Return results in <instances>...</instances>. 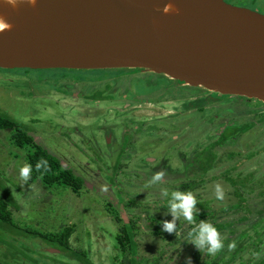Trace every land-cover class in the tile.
Listing matches in <instances>:
<instances>
[{
  "label": "water",
  "instance_id": "water-1",
  "mask_svg": "<svg viewBox=\"0 0 264 264\" xmlns=\"http://www.w3.org/2000/svg\"><path fill=\"white\" fill-rule=\"evenodd\" d=\"M0 16L1 69H138L264 103V14L227 0H0Z\"/></svg>",
  "mask_w": 264,
  "mask_h": 264
},
{
  "label": "rangeland",
  "instance_id": "rangeland-1",
  "mask_svg": "<svg viewBox=\"0 0 264 264\" xmlns=\"http://www.w3.org/2000/svg\"><path fill=\"white\" fill-rule=\"evenodd\" d=\"M228 3L253 9L264 14V0H228ZM101 74V71L77 70H67L66 72L49 70L42 71L41 73H27L23 70H0V103L6 107L8 115L11 118L25 125V129L32 128L40 130L41 132L37 134L38 137H41L43 141H45L48 147L54 151L52 153L56 155L61 162L64 160L67 161V166L77 172L76 174H80L82 177L86 175V178H83H85L88 188L81 190V196L75 195L70 188H65L63 191L49 190L40 180L34 183L29 181L25 183L19 175V169L27 164L26 151L24 150L17 151L13 148H7V150L0 151V166L4 172H6L9 177H13L18 184L20 192H17V194L19 193L18 198L23 203V209L27 210L35 205L32 210L37 214L36 219H41L45 223L44 227L40 226L41 229L44 231L59 230L61 221H57L56 218L68 223L77 224L76 232L72 237V241L75 242V247L80 250L88 249L91 259H93L94 262L109 264L108 258L116 254V250L114 249L115 242L112 235L106 236L103 234L101 227L106 226L107 222H110L112 218L105 209L107 200L100 197L98 190L94 188L107 193L109 196H114L115 199V197L120 194L119 191L116 190V187L120 185L119 188L123 191L124 196H118L116 199L118 201H122V198L133 199V196L137 195L135 196V206L138 205L137 202L142 201L147 203L149 200L153 201L154 198L155 200L153 202H155L156 196H146V190L142 188L145 186V183H139L141 181H134L133 189L131 185H126L129 176L133 175L132 172L138 173L143 171L140 170L142 164L135 163L132 166L133 170H122V174L119 175V173H121L119 170L122 156H119L118 153H109L107 149L103 148V135H99L98 137H101V141L98 140L99 143L90 148L94 151L92 153H86V151L81 153H69L63 149L55 151V147L53 146L54 140L58 141L60 139L57 135H62L66 128L75 126L73 114L76 113L77 107H69V101L58 99L61 102L66 101L64 105H59L47 93L53 89V86L55 88L61 86L63 76L75 81H90L95 79L98 80ZM104 74L115 75L116 72L104 71ZM155 78L156 77L152 76L150 81L145 78L140 79L134 82V86L140 83L136 86V90L142 91L146 88L149 90L152 86H155L156 83L166 84V80L163 77L157 78L156 80ZM146 81L147 83H145ZM66 98L68 97H65V99ZM67 100L71 102L74 101V104H78L77 101L71 98ZM259 102L247 101L244 98L229 99L225 104L217 105L219 107L218 109L211 110L207 118L202 119L199 117L196 120V126L191 125L195 117H192V119L184 124L185 128L188 126L190 135L192 132V134H198L201 139L205 136L204 140L216 141L221 138L220 136L223 135L225 126L228 124H241L245 121H252L255 123L254 127H250V129L243 133L242 136H239L237 140L228 138L223 147L216 150L217 158L215 160L222 157L223 161L216 164L215 170L212 169L211 172L213 173L209 172L207 178L212 175H221L235 165L238 166L234 174L239 172L248 174L253 171L255 172L254 175L258 172V175L261 174L264 177V163H262L264 162V153H260L258 150L264 148V103ZM168 106L174 111V105ZM90 109L91 113L89 115L91 116V114H94V109L92 107ZM250 112L254 113L250 114ZM89 124L90 123L86 124V126ZM233 130L234 129L231 131ZM60 132H62V134H60ZM9 135L10 131L7 130L4 132L3 141L2 139L0 140V145L6 147L8 143H13ZM50 135H55V137L52 139ZM164 149L165 147L160 148L158 152H152L150 154L165 155V153H163ZM249 152L250 154L253 153V158L247 160V163L246 161L243 162ZM174 161L178 163L176 160ZM174 166L178 168L179 163L174 164ZM234 177L237 176L234 175ZM255 178L257 179V177ZM217 184L223 189L224 199L231 201L233 204L238 202L233 194L235 188L222 180H213L209 183L207 194L216 196L215 188ZM148 186L155 187L151 185ZM111 187H113V189H111ZM159 187H162V185ZM154 192V194L160 193L158 190ZM255 195L256 192L251 196V203L243 209H228L226 214H222L221 217H219L221 218L219 219L221 223L226 221H237L234 228L237 235H239V233H246V237L243 239L240 238L236 245L238 249L247 248L244 251L245 260L251 256V254L247 252L254 248L253 245H259V254L257 258L264 256V199L261 200L257 196L254 198ZM162 198H166V196L163 195ZM59 199L60 202H58ZM55 201L57 202L56 212L51 213V210L54 211L51 206L55 207ZM141 205L144 206L142 203ZM223 206H226L225 203L222 207ZM95 211L99 212L98 216L94 215ZM139 211L141 210L136 209L128 212L127 218L131 217L132 220L137 221L141 228L139 240L142 244L140 248V253L142 255L156 256L163 250L162 248L167 246L164 264H180L183 258V251L186 255L191 253V250L195 249L191 242H188V244L184 246L176 245L175 247H171L167 245L168 243L166 240L159 235L161 234L160 232L163 231L161 227L163 222L171 221L170 217L168 219L165 218V213L158 212L155 214L154 211H152V213ZM247 213H249L248 216H246ZM48 216L50 217L48 218ZM150 216L152 218H150ZM136 217H138V219ZM148 224L152 225V227H149ZM156 225H159V227L156 228ZM189 225H191L190 222L185 224L184 227L180 228L178 231L189 227ZM230 230L231 228L219 231L223 242L226 241L227 238L232 240L236 237V235L231 234ZM88 232H90V235H87ZM81 245H83V247ZM204 251L203 256L207 258L209 253L206 250ZM217 253L218 252L211 253V255H216Z\"/></svg>",
  "mask_w": 264,
  "mask_h": 264
},
{
  "label": "flooded vegetation",
  "instance_id": "flooded-vegetation-1",
  "mask_svg": "<svg viewBox=\"0 0 264 264\" xmlns=\"http://www.w3.org/2000/svg\"><path fill=\"white\" fill-rule=\"evenodd\" d=\"M23 71L27 73L37 72L35 70ZM107 71H115L116 74L105 75L103 72L98 80L95 79L90 81H75L63 76L61 86L58 88L53 86V89L47 92L59 105H64V102L69 101V107H77L76 113L73 114L75 126H70L66 128L64 134L60 132L62 135H57L60 139L58 141L54 140L53 146L55 147V151L63 149L69 153H81L83 151L92 153L94 151L90 148L98 144L99 141H101V137L98 136L103 135V148L107 149L109 153H118L120 154L119 156H122L120 169L123 167L127 170H133L132 166L135 163L142 164L140 170L143 171L138 173L132 172L133 175H131L129 181L126 182V184L132 186V189L134 188V181H141L139 183H145L144 185H162L163 189L167 186V188H172L173 190L175 189V185L192 182L201 177L212 181L216 176L212 175L208 178L206 177L209 172L215 168L214 165H211V159L214 153H216V150L223 147L225 142L223 145L211 146V143L217 142L218 140L207 141L204 140L205 136L201 139L198 134H192V132L190 135L188 126L185 128L184 124L192 119V117H195L191 125L196 126V120L199 117L202 119L207 118L211 110L219 108L217 105L225 104L229 99L244 97L222 96L197 88L187 87L181 82H173L167 80L163 76L147 73L144 70L126 69ZM152 76L156 77L155 80L163 77L166 80V84L157 83L149 90H147V88L142 91L136 90V86L140 83L134 86V82L143 78L150 81ZM145 83H147V81ZM165 85L169 86V88L167 89ZM155 87L158 88L155 89ZM65 97L77 101L78 104H74V101L71 102L67 100L68 98L65 99ZM58 99L66 101L61 102ZM209 99L212 101L210 102ZM244 99L247 101L259 102L256 99ZM202 104L205 105V115H202L200 111V106H202ZM168 105H174V111L171 110ZM91 107L94 109V114L90 116ZM253 113L254 112H250V114ZM88 123L90 124L86 126ZM240 125H252L251 127H254L255 123L252 121H245L241 124H228L225 126L224 133L227 131L228 126L237 127ZM249 129L250 128H248V130ZM7 130L10 131V133L12 132L10 129L0 128V140L4 137V132ZM26 130L28 134L33 137L35 142L46 147L49 152H54L41 137H38L37 134L41 132L40 130L32 128H27ZM246 131L229 139L237 140L239 136H242ZM54 137L55 135H50V138L53 139ZM28 147L30 146L27 145L24 149H21L14 143H8L6 147L0 145V151L7 150V148H13L17 151H28ZM163 147H165L163 150L165 155L150 154L152 152H158V150ZM207 147H209V151L212 153V155L209 156L210 163L201 166V153L203 149ZM262 153H264V148ZM205 157L207 156L205 155ZM216 158L217 157H214V159ZM174 160L179 163L178 168H175L174 164L178 163H175ZM244 161L247 163L246 158L243 162ZM62 163L64 166L68 164L65 160ZM160 171L165 173L162 178V184L157 182L150 183L152 177ZM251 173H253V175L255 174L253 171ZM86 174L89 175L88 173ZM257 175L258 172L254 175L257 179L262 178L264 180L261 174ZM83 177L86 178V175H83ZM131 180L133 183H131ZM118 186L120 187V185ZM118 186L116 187L117 191H119ZM262 188V191L257 192L255 195L261 200L264 199V186H262ZM94 189L98 190L100 197H103L108 203H112V206L116 209L125 223L132 221L131 217L127 218V214L128 211L133 210L126 209V204H129L131 199L125 198L123 201L125 203L121 205L116 199L119 195L114 199V196H109L107 193L97 188ZM111 189H113V187H111ZM152 191L148 192L154 194L155 192ZM163 192L164 191L155 195V202H158L163 197ZM18 194L16 193L15 200L19 204V207L12 210L14 221L21 227L26 224L34 229H41L39 219L32 218L33 220H31L29 209H23L24 206L19 200ZM153 201L149 200L147 202L149 208V203L152 205V209H146L147 211L145 212L152 213V211H154L155 214L158 212L165 213V218L168 219V212H162L156 209L155 202ZM139 212H142V210ZM110 216L112 219H115V216L111 214ZM136 218L138 219V217ZM115 220L119 222L117 219ZM134 224L141 230L138 222H134ZM182 233L181 230L176 234L179 235ZM70 243L72 248H76L72 238ZM81 246L83 247V245ZM61 252L64 251L48 246L40 240H25L23 235H19L15 241L6 237L4 241H0V264H85L83 260L72 259L69 254H61ZM26 253L28 255H26ZM56 254H61L62 256L57 257ZM90 260L92 264H103L94 262L91 257Z\"/></svg>",
  "mask_w": 264,
  "mask_h": 264
},
{
  "label": "trees",
  "instance_id": "trees-1",
  "mask_svg": "<svg viewBox=\"0 0 264 264\" xmlns=\"http://www.w3.org/2000/svg\"><path fill=\"white\" fill-rule=\"evenodd\" d=\"M0 70H11V69H1ZM13 70H21V69H13ZM23 70H30V69H23ZM50 70V69H49ZM49 70H35L38 73H41L42 71H49ZM119 70H126V69H119ZM66 72L67 70H59ZM107 70L101 71L102 73ZM157 84V83H156ZM167 89L169 86L165 85ZM10 87V86H9ZM158 87H155V89ZM211 102L212 100L209 99ZM204 104L200 106L201 108V114L205 115L206 112L204 111ZM252 125H245V126H228L227 131L222 135L220 140L217 142H213L210 145L211 146H217V145H223L225 140L227 138L234 137L236 135H239L243 131L248 130ZM0 128L1 129H10L12 132L9 135V138L12 140V142L17 145L19 148L24 149L25 146L29 145L28 151H26V162L27 164H31L32 171L30 173V179L28 180L31 183L37 182L40 180L42 184L49 188V190H65V188H70V190L77 196H81V190L84 188H88L87 184L85 182V179L79 174H76L72 168L69 166H64L61 160L54 155L52 152H49L46 147L38 144L35 142L32 136H30L25 129V125L17 122L15 119L11 118L8 115L6 107H4L2 104H0ZM234 129L233 131H231ZM245 129V130H244ZM30 148V150H29ZM261 153L263 149H258ZM251 152V151H250ZM250 152L245 157L247 160L253 158V153L250 154ZM120 155V154H119ZM205 155L207 157H205ZM212 153L209 151V147L204 148L203 152L201 153V166L210 163V158ZM214 157H217V154L214 153L213 158L211 159V165L216 166L218 162H222V157L218 160H215ZM44 159L48 162L47 170L44 168H41L40 170H36V163L37 161ZM237 166L235 165L233 168H230L226 170L221 175H214L216 176L213 180L219 181H225V183H229L235 188V191L233 194L235 195V198H237L238 202L236 204H233L231 201L227 199L219 200L216 198V196H212L211 194H207V187L209 183L212 181L200 178L193 180L192 182H188L182 185H175V189L167 188L165 186V189L168 190L169 196H166V198H161L158 202H155V208L161 210L162 212H168V216L172 220V215L168 211V200L170 198V194L172 191H191L194 196L196 197L198 204L196 205V208L199 209V216H195V222L198 224L200 220H206L208 222H211L218 231L223 229H229L231 228V234L236 235L234 239L227 238L226 241L223 242L224 247L218 251L216 255H211L209 253V256L206 258L203 256L204 250H197L196 248L191 250V253L184 254V251L182 253L183 258L180 264H186V257L192 258V264H264V256H261L260 258H257V255L259 254V245H253L254 248L247 252L248 254H251V256L245 260L244 251L247 248H239L236 247L238 244L239 239H243L246 237V233H239L237 235L235 231V221H226L224 223H221V215L226 214V211L228 209L233 210H240L243 209L245 206L249 205L251 203V196L254 192H261L262 186L264 180L263 179H256L253 175V173L246 174L245 172H239L237 174H234V172L237 170ZM123 167L119 170V175L122 174ZM236 175L237 177H234ZM131 176H129L130 178ZM207 177V176H206ZM129 181V180H128ZM131 183L133 181L131 180ZM159 184H162V181L157 182ZM220 184V183H219ZM127 185V184H126ZM157 185V184H156ZM155 186V185H154ZM160 185H157L155 187H150L148 185L144 186V190H146V196L147 195H157V194H150L148 191L154 192L155 190H158L160 192L164 191L163 187H159ZM119 188V186H118ZM261 189V190H260ZM119 190V196H124L123 191ZM20 192L18 189V184L15 182L13 177H9V175L4 172L2 167L0 166V241H4L6 237H8L10 240H17V237L19 235H23L25 240H40L41 242L47 244L48 246L57 248L59 250H62L64 252L69 254L72 259H78L83 260L85 264H92L90 260V253L89 250L85 249H77L71 247V238L73 237L74 233L76 232L77 224L68 223L66 221H62L59 218H56L57 221H61L60 229H55L51 231H44L43 229H34L28 225H24L21 227L18 225L14 219H13V209H16L19 207V204L16 202V193ZM164 195V194H163ZM137 196V195H135ZM135 196H133V199H131L129 204L127 205V210H142L147 211L148 209H152V205L149 203L150 208L148 207L147 203H144L142 201L137 202L138 205H134L135 203ZM145 196V197H146ZM159 196V195H158ZM225 197V196H224ZM256 196H254L255 198ZM125 199L122 198V201H119V204H123ZM56 202V201H55ZM60 202V199L58 200ZM144 204L143 205H141ZM225 203L226 206L222 205ZM105 209L108 214H112L115 216V219H117L119 222H117L115 219H112L110 222H107V225L104 227H101V230L103 234L106 236L112 235V238L114 239L115 245L114 249L116 250V254L113 256H110L108 258L109 264H164L165 256L167 254V246L162 248L158 255L156 256H144L140 253V248L142 246L141 241L139 240V234L140 230L137 226H135L134 222L137 221H130L125 223L124 220L119 216V213L116 211V209L112 206V203H105ZM35 206V205H34ZM32 206L29 209L30 212V219L36 218L37 214L32 210L34 207ZM60 206V205H59ZM54 211L51 210V213H55L57 208V202L55 207L51 206ZM222 207V208H221ZM147 209V210H146ZM130 212V211H128ZM94 215H99L98 211L94 212ZM51 216V214H50ZM48 216V218L50 217ZM152 218V217H150ZM189 222L185 220L183 217L180 218L179 221H177V227L175 233H167L165 231L160 232L161 235L166 242L168 243V246L175 247L176 245L184 246L185 244H188L190 240L187 239L188 233L191 231L193 227H195V224L191 223L189 227L182 229V234L177 235L176 233L178 230L182 227H184L185 224H188ZM39 224L41 227L45 226V223L43 220L39 219ZM149 227H152V225H149ZM159 225H156V228H158ZM163 229V225H161ZM87 235H90V232L87 233ZM229 245H232L229 247ZM195 247V246H194ZM254 250V251H253ZM253 251V252H252ZM231 252V253H230ZM252 252V253H251ZM207 253V252H206ZM56 254L57 257L62 255ZM63 254V255H64ZM26 255H28L26 253ZM208 255V253H207ZM204 257V258H202ZM206 258V260H205ZM223 260V261H222Z\"/></svg>",
  "mask_w": 264,
  "mask_h": 264
},
{
  "label": "clouds",
  "instance_id": "clouds-1",
  "mask_svg": "<svg viewBox=\"0 0 264 264\" xmlns=\"http://www.w3.org/2000/svg\"><path fill=\"white\" fill-rule=\"evenodd\" d=\"M3 4L17 8L21 5H27L34 7L37 4V0H2ZM157 12H163L168 14L170 12H179L172 3H166L162 8L157 7ZM12 25L2 16H0V28H6L10 30ZM2 32V31H0ZM36 170L44 168L47 170L48 162L44 159L37 161ZM32 171L31 164H25L19 169V175L21 179L26 183L30 179V173ZM165 173L160 171L156 173L150 183H156L162 181ZM216 198L222 200L224 198L223 189L219 184L215 188ZM163 194L169 196L167 189L164 190ZM168 211L172 215L171 221L163 222V231L167 233H175L177 227V221L183 217L190 223L195 224V227L188 233L187 239L190 240L191 244L195 246L197 250H206L208 253H216L224 247L221 234L218 229L206 220H200L196 224L194 217L199 216V209L196 208L198 201L191 191H172L168 200ZM232 245H229L231 247ZM186 264H192V258L186 257Z\"/></svg>",
  "mask_w": 264,
  "mask_h": 264
},
{
  "label": "crops",
  "instance_id": "crops-1",
  "mask_svg": "<svg viewBox=\"0 0 264 264\" xmlns=\"http://www.w3.org/2000/svg\"><path fill=\"white\" fill-rule=\"evenodd\" d=\"M248 214H249V213H247V215H246V216H248Z\"/></svg>",
  "mask_w": 264,
  "mask_h": 264
}]
</instances>
